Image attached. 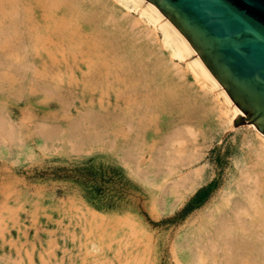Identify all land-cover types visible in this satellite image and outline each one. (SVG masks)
<instances>
[{
  "label": "rangeland",
  "instance_id": "374dc122",
  "mask_svg": "<svg viewBox=\"0 0 264 264\" xmlns=\"http://www.w3.org/2000/svg\"><path fill=\"white\" fill-rule=\"evenodd\" d=\"M57 2L22 0L17 21L26 8L71 23L78 44L65 60L42 64L33 50L22 64L0 51V264H219L202 226L223 194H243L264 227L254 130L206 115L202 95L218 99L188 70L196 58L173 59L136 13L115 0ZM177 138L185 159L154 167ZM188 176L196 181L180 186ZM258 240L239 243L233 264H264Z\"/></svg>",
  "mask_w": 264,
  "mask_h": 264
},
{
  "label": "bare ground",
  "instance_id": "6f19581e",
  "mask_svg": "<svg viewBox=\"0 0 264 264\" xmlns=\"http://www.w3.org/2000/svg\"><path fill=\"white\" fill-rule=\"evenodd\" d=\"M21 1L22 0L0 1V18L11 16L9 24H3L0 26V51H5L8 58L19 61L22 64H29L33 62L34 59L27 57V53L29 51H41L44 53L39 54L36 58V60L40 63L51 65L60 64L61 61L66 59V56L63 53L66 46L72 47L78 44L76 41L78 38L75 37V33L70 35L68 34L67 29L72 28L71 23L65 25V20H63V18L58 22L54 21V23H48L44 17L42 20L38 21L33 18V15L26 8H23V15L21 20L18 22V12L21 7ZM38 1L40 3V0ZM115 1L121 4L129 12L136 13L139 18L135 19L134 23L137 24L140 21L145 22L149 28H151L153 34L159 37L163 48L170 53L173 59L183 61L191 55L196 58L194 64L188 66V70L194 74L195 78L199 82L201 81L200 78H206V80L210 82V93H213V95L216 96L215 98L218 99L214 103H211L210 100V102H207L208 98L205 94L202 95L204 97L200 100V102L206 110V115L212 117L213 119H219V123H221V119H226L227 121L230 113L234 117H240L242 119L245 117L232 100L224 86L217 80L199 56L188 38L159 8L148 0ZM23 2L28 3V0H23ZM46 4H48L52 9H58V5L60 3H58L57 0H43L42 5ZM6 5H8L9 8H6ZM142 6L145 8H142ZM11 10H16V14H10ZM13 33L19 36L14 37ZM79 38L84 41L81 34H79ZM200 75H202V77H200ZM201 85L205 84L202 83ZM215 89H219L220 93H217ZM218 95H222L224 97L223 104L219 100V97L217 98ZM101 100L102 99H100V102ZM215 111L219 112L217 116L215 115ZM229 121L231 122V120ZM243 121H246V126L254 130L255 135L260 141L261 148H263L260 150V153L264 154V134L253 123L245 119ZM176 142L178 143L176 144ZM183 142L179 139L172 142L170 145L172 148V154H168L166 158L161 157L160 160H154V167H159L162 164L170 166L183 161L185 159L183 154L186 152L184 145L185 142ZM190 162L192 163V161ZM191 163L186 165H191ZM180 171H182L180 166L172 167L170 168V173L166 177L172 179L180 173ZM194 181L196 180L190 176L184 177L182 181L179 182V185L186 188L188 183ZM194 186L191 185L189 190H192ZM244 191L246 200L252 198L253 201H256L254 196L250 197L249 191L245 189ZM235 193L240 195V197H234ZM241 197H243V194L230 189L228 192L223 194L220 205L214 208L213 211L208 212L203 219L204 226H202V228L205 230L204 235L207 236V240L214 244L216 249L224 253L219 264H227L228 262L233 264L231 259L235 258L237 251L240 250L239 245L241 244L239 243L256 241L262 242L258 239L259 237H264V227L262 222L259 223L257 220H254L253 213L247 209L245 203L242 202ZM263 214L262 217H264ZM260 245L261 249H264V243Z\"/></svg>",
  "mask_w": 264,
  "mask_h": 264
},
{
  "label": "water",
  "instance_id": "95a60500",
  "mask_svg": "<svg viewBox=\"0 0 264 264\" xmlns=\"http://www.w3.org/2000/svg\"><path fill=\"white\" fill-rule=\"evenodd\" d=\"M188 38L264 134V0H148Z\"/></svg>",
  "mask_w": 264,
  "mask_h": 264
}]
</instances>
